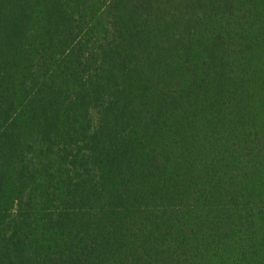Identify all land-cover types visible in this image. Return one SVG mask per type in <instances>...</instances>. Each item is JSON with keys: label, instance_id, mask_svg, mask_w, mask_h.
I'll list each match as a JSON object with an SVG mask.
<instances>
[{"label": "trees", "instance_id": "16d2710c", "mask_svg": "<svg viewBox=\"0 0 264 264\" xmlns=\"http://www.w3.org/2000/svg\"><path fill=\"white\" fill-rule=\"evenodd\" d=\"M0 264H264V0H0Z\"/></svg>", "mask_w": 264, "mask_h": 264}]
</instances>
